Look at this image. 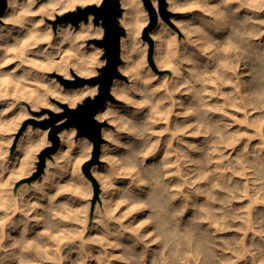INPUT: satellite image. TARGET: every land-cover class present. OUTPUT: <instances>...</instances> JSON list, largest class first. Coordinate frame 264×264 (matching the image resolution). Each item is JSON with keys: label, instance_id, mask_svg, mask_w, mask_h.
Masks as SVG:
<instances>
[{"label": "clouds", "instance_id": "9594fccd", "mask_svg": "<svg viewBox=\"0 0 264 264\" xmlns=\"http://www.w3.org/2000/svg\"><path fill=\"white\" fill-rule=\"evenodd\" d=\"M105 4L0 0V264H264V0Z\"/></svg>", "mask_w": 264, "mask_h": 264}, {"label": "water", "instance_id": "95a60500", "mask_svg": "<svg viewBox=\"0 0 264 264\" xmlns=\"http://www.w3.org/2000/svg\"><path fill=\"white\" fill-rule=\"evenodd\" d=\"M89 11L94 14V16L96 17V22L99 23L100 20H103V27L106 28V30L108 29V27L110 26V19L111 16L113 15L114 9L109 6L107 4V0H106V4L105 6H102L101 9L97 10L95 8V6H92ZM83 15V14H82ZM109 45V41H105V47H107ZM85 131L88 135H94V131L91 129H88L87 127L85 128ZM94 155H95V148H94ZM85 170L87 171V166H85Z\"/></svg>", "mask_w": 264, "mask_h": 264}, {"label": "rangeland", "instance_id": "374dc122", "mask_svg": "<svg viewBox=\"0 0 264 264\" xmlns=\"http://www.w3.org/2000/svg\"><path fill=\"white\" fill-rule=\"evenodd\" d=\"M94 15V14H93ZM14 112H15V110H14ZM14 113H9V116H11V115H13ZM25 123H29V122H25ZM93 152H94V150H93ZM85 170V169H84ZM85 173L87 174V171L85 170ZM93 187H95V182L93 181Z\"/></svg>", "mask_w": 264, "mask_h": 264}, {"label": "bare ground", "instance_id": "6f19581e", "mask_svg": "<svg viewBox=\"0 0 264 264\" xmlns=\"http://www.w3.org/2000/svg\"><path fill=\"white\" fill-rule=\"evenodd\" d=\"M98 24V26H102L103 27V25H101V24H99V23H97Z\"/></svg>", "mask_w": 264, "mask_h": 264}]
</instances>
